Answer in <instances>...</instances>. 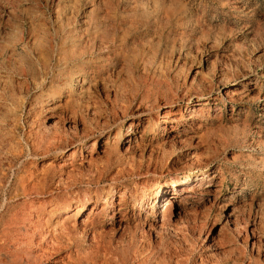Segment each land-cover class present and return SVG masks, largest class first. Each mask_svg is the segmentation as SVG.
Returning <instances> with one entry per match:
<instances>
[{"label": "rangeland", "instance_id": "obj_1", "mask_svg": "<svg viewBox=\"0 0 264 264\" xmlns=\"http://www.w3.org/2000/svg\"><path fill=\"white\" fill-rule=\"evenodd\" d=\"M247 79L248 97L231 103L224 92ZM169 109L184 121L165 129ZM138 168L149 179L126 209L134 236L112 239L110 264H264V0H0V235L35 187L47 206L79 193L119 199ZM177 177H213L219 191L201 199L197 188L169 225L149 228ZM210 201L219 208L207 213Z\"/></svg>", "mask_w": 264, "mask_h": 264}, {"label": "bare ground", "instance_id": "obj_2", "mask_svg": "<svg viewBox=\"0 0 264 264\" xmlns=\"http://www.w3.org/2000/svg\"><path fill=\"white\" fill-rule=\"evenodd\" d=\"M6 13L9 18H15L12 10H8ZM68 81L71 87L73 83L72 76H70ZM86 83L84 76L81 79V86L86 85ZM251 84L250 79H247L245 82H242L241 87L233 89L229 87L224 92V96L228 97L231 103L242 100L248 97ZM208 104L207 100L206 102L199 101L196 106H193L192 112H197L200 115L204 111V106ZM184 113L183 111L175 112L173 109L167 110L165 114V129L167 128L166 125H170L172 128L184 121ZM189 117L192 118L193 115L189 114ZM136 125L137 123L132 122L126 133L125 142L127 146L125 150L128 152L132 151L136 146ZM96 148L97 139H94L92 146H88L85 156L92 157ZM72 152L75 153V150ZM189 156L190 154H187V157ZM192 163L196 166L199 165L194 161ZM136 176L137 181L130 183L131 186L134 183L131 189L130 184L124 185L125 191L119 196V199L116 197L112 199L109 197L103 198L97 192L95 196L91 193H79L71 200L62 202V204L47 206L51 200L48 201L44 198L46 190H38L35 187L32 191L36 194L37 198L33 199L32 197L27 208L15 210L8 215V220L4 224L3 232L0 235V246L2 249L0 251V262L3 256L15 254V264H110L106 254L112 239L117 237L118 242L123 243L126 241L128 235L132 236V238L134 236V232L125 224L126 209L129 208L130 201H136L137 191L143 192L144 188L139 189L137 185L144 187L146 181L149 179L148 174L142 172L140 168H138ZM200 184V186H196V184L189 182L183 183L180 177H177L170 184L165 185V191L163 192L161 189L158 192L156 195L157 202L150 208L152 213L149 214H153L151 216L153 219L149 223V228H164L171 218L170 212L173 205L179 203L183 196L196 194L197 188L200 189L198 196L201 199L206 198L212 190L216 193L219 191L213 177ZM113 190L115 193H118L119 188H114ZM128 191L129 195H127ZM162 198H165L163 209L158 211V205ZM144 202L145 200L142 197L138 202L133 203V206L142 208ZM217 204L214 201H210L206 210L207 213L218 209L219 206ZM4 206L1 205L0 213H2ZM224 207L226 208L227 206ZM221 208L223 209V207ZM118 212L123 213L122 217H120L121 219L118 220L119 223L115 224L114 221ZM106 217L113 224V227L109 231L102 228ZM235 219L233 213L229 214V222H234ZM252 238L253 242L260 241V238L254 232L252 233ZM84 240L85 242L89 240L86 248H82V241ZM102 256L103 259H101Z\"/></svg>", "mask_w": 264, "mask_h": 264}]
</instances>
